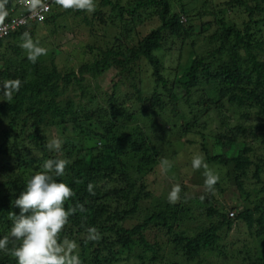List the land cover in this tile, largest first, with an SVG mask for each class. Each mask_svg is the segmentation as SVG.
<instances>
[{"label":"trees","instance_id":"1","mask_svg":"<svg viewBox=\"0 0 264 264\" xmlns=\"http://www.w3.org/2000/svg\"><path fill=\"white\" fill-rule=\"evenodd\" d=\"M32 1L33 7L50 5L45 20L28 21L7 36L0 37V91L10 95L8 100L0 101V116L8 117L7 127L0 132V239H8L6 249L0 251V264H16L12 251L18 242L10 237L14 214H19L15 199L24 191L33 174L43 171L48 160L57 159L67 160L68 164L65 175L56 179L67 183L74 192L64 206L75 209V212L58 235L61 243L75 245L70 256L79 254L83 264H113L136 248L156 254L155 245L148 238L152 229L173 233L172 219L183 217L177 216L187 210L192 200L183 195L175 205L168 203L160 208H144V200L154 195L150 188L153 182H148L147 178L157 162L165 161V156L145 131L118 132L133 122L138 113L131 104L128 106L125 101H120L119 81L132 89L127 92L126 100L135 96L137 101H143V86L147 80L151 81L152 91L147 98L150 109L153 112L170 111L175 118L181 115L183 130L187 133L197 127L203 115L213 108L225 109L224 98L238 106H258L264 115V58L259 53L264 51V41L258 42L261 36L257 35H261L264 18L256 19L260 12H264V0H254L252 4H248V0L231 1L233 6L246 5L250 21L243 29L230 25L212 12L217 27L207 40L209 49L206 54L196 49L199 37L194 36V22L188 18L192 20V13L185 10L184 0H127L125 4L119 0H101V7L90 17L85 10L57 11L56 0ZM0 3L6 13L0 24L31 12L19 0H0ZM105 6H110L115 13L111 20L113 24L116 19L122 23L121 36H115L106 47L88 45L90 50L98 48L99 52L92 60L80 61L77 70L63 72L56 53L49 58L39 57L32 63L16 43L23 39L25 32L32 36L29 31L34 29L31 26L57 21L63 14L76 13L93 30L96 19L104 24L108 21L103 10ZM206 13L200 11V15ZM138 23L153 25L148 34L134 43L131 32ZM180 38L188 39L189 53L184 60L177 61L176 66H168L165 59L170 60L172 48H167L166 44ZM142 61L149 67V77L143 75ZM168 68L174 69L173 78L165 73ZM108 71L116 74L118 82L112 81L113 86L110 92L107 91V106H94L96 94L86 86V80ZM207 84L211 85L210 88H219V100L214 101L207 94ZM60 85L63 92L58 91ZM67 89L75 93L71 95ZM201 92L206 96L197 103H203V108L197 109L192 99ZM172 123L176 125L174 121ZM221 123L227 125L226 120ZM56 126L63 129L70 126L72 135L50 136L49 130ZM262 128L263 125H257L253 130L246 124H238L219 134L217 145L227 142L230 148H234L232 153L211 154L205 146V133L201 144L206 151V161L227 168L228 180L234 176L239 190H245V180L251 177V173L255 183L261 185L259 194L262 200L237 214V219L248 225L250 236L254 233L259 240L264 237V159L261 156L254 158L255 150L246 142L239 148V139L252 136L264 144V133H257L263 132ZM54 138L63 141L58 151L47 147ZM86 138L93 143L85 142ZM218 176L223 177V174L218 173ZM220 182L219 179L212 190L204 182L196 192L206 190L210 194L205 197L215 200L214 191L221 189ZM89 184L93 185L94 194L89 193ZM225 206L216 199L215 205L208 208V214L216 216V221L195 236L176 234L174 239L178 243L186 242L185 252L193 263L206 258V252L213 251L224 226L231 227L235 216L231 217L232 212H227ZM141 214L143 218L138 219ZM130 220L132 223L127 224ZM89 228L97 230L98 238H89ZM250 246L249 242L246 243L247 264H264V256L257 247ZM138 259L147 264L148 259L142 255ZM214 261L205 260L203 263L214 264Z\"/></svg>","mask_w":264,"mask_h":264},{"label":"rangeland","instance_id":"2","mask_svg":"<svg viewBox=\"0 0 264 264\" xmlns=\"http://www.w3.org/2000/svg\"><path fill=\"white\" fill-rule=\"evenodd\" d=\"M101 0H95V9L101 7ZM118 1V0H112ZM122 4H125L127 0H119ZM232 0H184L185 10L188 13H192L191 17H188L191 22H194L193 31L194 36L199 37L197 44L198 52L201 54H206L209 46L207 45V40L211 34L215 31L217 25L215 24V19L212 12L220 15L219 18H224L230 25H237L240 28H244L246 22L250 21L249 13L247 12L246 5H231ZM254 0H248V4H252ZM178 6V5H177ZM64 12L65 9L59 6H55V10ZM106 12L107 22L101 23L99 19H96L93 25V30H90L91 26H88L82 21V17L76 13L63 14L57 21H50L49 23L41 22L37 23L33 31H29L32 36V40L40 47L47 50L46 55L40 56V58H49L52 54L56 53L57 63L59 66L63 67L61 70H77L80 61H88L94 58V55L98 53V48L90 50L88 45L103 46L106 44H111L114 41L115 36H121L122 23L119 19H116L115 24L111 21L115 16L114 11H111L110 6L103 7ZM201 12H207L206 14L200 15ZM92 13V12H91ZM91 13H87L91 16ZM113 15V17H112ZM191 15V14H189ZM185 18V16H184ZM264 18V12H260L256 19ZM186 19V18H185ZM156 23V22H154ZM152 23H147L141 25L138 23L137 26L131 32L132 41L136 43L138 40L143 38L148 34ZM260 39L258 42L264 41V22L262 23L261 35L257 34ZM24 38V37H23ZM182 38L176 40H170L167 42L166 47L171 49L170 60L166 57L165 62L168 66H176L177 61L184 60L189 53L190 45L187 38L181 40ZM182 42V43H181ZM17 44L21 46L22 40H17ZM257 45V43H256ZM255 45V46H256ZM24 53L27 55L25 49ZM258 51V50H257ZM242 52H244L242 50ZM259 53L264 58V51H259ZM141 70L144 76H150V70L145 61H142ZM174 69L168 68L165 71L166 74H170L173 78ZM118 82V78L115 73L106 72L99 77L89 76L86 80V86L92 90L95 97V105L107 106V91L113 86V82ZM120 83V101H125L128 106L131 104L134 109L138 111L136 114V119L131 122L126 128L120 129L119 133L131 132L138 130L145 131L149 138L156 142L158 151L163 152L165 156V161H159L153 166V172L148 176L147 181L151 183V187L154 191V195L149 198V200H144V208L155 209L160 208L169 203L168 195L169 192L176 186H179L181 191L179 194V203L182 196H187L192 201L188 204L187 210L182 211L177 217L180 219H172L173 233L169 234L167 230L164 232H159L157 229H152L151 236H149V242L155 245L156 254L154 251L146 250L142 251L140 248H136L135 251L129 252L124 255L120 261L113 264H142L138 259L140 255L147 258L151 264H204L203 262L207 260H216L213 263L219 264H247L246 258V243L255 248L257 247L261 256H264V237L259 240L255 237L256 234L250 236V229L248 225L237 219V214L243 211L245 208L254 207L259 201L262 200V195L260 197L259 189H261L260 184L255 183V178L251 173L250 178L245 180V190H239L235 186L234 176L233 179L228 180L227 168L222 165L212 164L206 161V151L202 147L203 134L207 139H205V146L210 151L211 154L224 153L229 151L232 153L234 148H230V145L225 142L224 145H217V136L219 134L226 133L228 130L238 124H246L250 126V129L255 130L256 126H264V115L261 113V109L258 106H238L228 102L227 98L223 100L225 103V109L220 110V108H213L210 112L203 115L201 122L197 127H194L188 133L183 130L181 115L177 118L172 116V112L168 111L166 113L162 111L153 112L150 109V102L148 97L152 91L151 81L147 80V83L143 86L144 93L142 95L143 101H137L135 96H131V99L126 100L127 92H132V89L128 86H123ZM211 86L207 84V87ZM218 89L213 87H208L206 91L207 94L214 99V101L219 100ZM59 92H63V86H59ZM66 92L73 95L75 91L72 89H67ZM80 93V92H79ZM206 93L201 92L194 96L192 101L196 104V108L202 109V104H197L202 102L205 98ZM80 95V94H79ZM9 93H1L0 91V101H6L9 99ZM87 97V96H86ZM88 98V97H87ZM81 99V98H80ZM86 103V100L83 99ZM108 116L107 114H105ZM222 120L227 121V125H223ZM176 125H173L172 122ZM8 117L0 116V132L7 127ZM88 125V124H85ZM66 128H56L49 130V135L60 134L61 137L70 134V126H65ZM167 129V130H166ZM258 131L257 133H264ZM91 138V137H88ZM85 139L87 143H93L92 141ZM246 140L243 138L239 139V148L244 147L243 142H246L249 146L251 145L255 152L253 157L257 158L261 156L264 159V144L256 141L253 137H247ZM238 147V146H237ZM195 156L202 157L204 162L208 166V170L214 174L222 173L223 177L219 179L222 182L221 189L216 188L214 191L215 197L221 203L226 204L225 208L227 212L235 213L234 221L230 226H224L220 231L221 238L215 245L213 251L206 252L207 257L203 260H198L193 263L189 260L188 255L185 252V243H178L174 238L176 234L184 233L185 236L191 237L195 236L197 233L202 231L204 227H210L212 222L216 221V216H210L208 214V208L210 205H215L216 199L211 200L209 197H205L208 193L206 190L201 192H196L202 188L205 182V169L201 168L199 170H194L191 167L192 159ZM264 164V162H263ZM234 175V174H233ZM262 178L264 180V171L262 173ZM220 182V183H221ZM234 182V183H233ZM115 182H112V184ZM200 186V189H199ZM264 194V193H262ZM204 199V200H202ZM196 200V201H194ZM174 203L173 205H175ZM229 213V214H230ZM232 214V213H231ZM143 218V214L140 215L138 219ZM135 221V220H134ZM132 220L128 221L127 224H131ZM69 245V244H68ZM250 246V247H251ZM66 251H68L66 249ZM70 253V251H69ZM157 255L156 257H153ZM78 256L80 261L79 254ZM156 259L154 262L153 260ZM151 260V262H150ZM218 261V262H217ZM80 264H83L80 261Z\"/></svg>","mask_w":264,"mask_h":264},{"label":"clouds","instance_id":"3","mask_svg":"<svg viewBox=\"0 0 264 264\" xmlns=\"http://www.w3.org/2000/svg\"><path fill=\"white\" fill-rule=\"evenodd\" d=\"M64 9L85 10L89 13L95 11V0H56ZM4 12L0 3V19ZM21 47L27 52V59L35 63L37 59L46 55L47 50L34 42L28 32L23 34ZM63 141L52 139L47 147L50 150H60ZM67 160H48L44 170L37 172L27 181L24 191L15 199V206L19 214L10 229V237L18 242L12 251L16 264H80L78 256L69 255L75 245L61 243L58 235L67 223L68 218L75 209H66L65 202L74 196L72 188L65 182L56 178L65 175ZM191 167L194 170L205 169V185L209 190L214 188L219 176L208 170L202 157L195 156ZM88 191L94 194L93 185H88ZM180 187H174L168 195L169 203L179 200ZM81 210H83L82 206ZM89 238H98L95 228L88 229ZM8 239H0V251L6 249ZM66 249L68 251H66Z\"/></svg>","mask_w":264,"mask_h":264},{"label":"built area","instance_id":"4","mask_svg":"<svg viewBox=\"0 0 264 264\" xmlns=\"http://www.w3.org/2000/svg\"><path fill=\"white\" fill-rule=\"evenodd\" d=\"M20 4L25 6L26 8H30L31 12L27 16L22 17H13L6 22H2L0 24V37L7 36L13 30H16L18 27L26 24L28 21H43L47 17L46 13L50 10L49 4H43L40 7H33L32 0H19ZM185 21V20H183ZM232 216L234 213L232 212Z\"/></svg>","mask_w":264,"mask_h":264}]
</instances>
